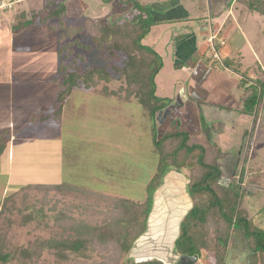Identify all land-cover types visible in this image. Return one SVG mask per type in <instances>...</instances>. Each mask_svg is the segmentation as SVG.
I'll use <instances>...</instances> for the list:
<instances>
[{
	"label": "rangeland",
	"instance_id": "rangeland-1",
	"mask_svg": "<svg viewBox=\"0 0 264 264\" xmlns=\"http://www.w3.org/2000/svg\"><path fill=\"white\" fill-rule=\"evenodd\" d=\"M214 2V0L140 2L145 5L147 11H151L156 20L142 43L155 49L163 59V67L155 77L157 93L170 97L173 105L180 94L191 95L190 66L188 67V61L185 59L192 45L187 41L188 35H195L198 40L197 46H201L206 41L200 32L206 31L209 36L217 30V24L221 25L222 32H225L227 25L233 20L238 21L241 28L239 32L234 34L235 29L230 39L224 37L225 45L219 47L217 52L230 68L237 66L238 61H240L238 69L242 71L253 72L254 67H258V64L254 65L256 62L260 64L259 67L264 65V23L260 15L245 12L242 14L239 4L235 2L228 8L227 0L217 4L220 8L216 15ZM57 4L59 3H55L52 8L48 7L47 13L39 12L35 16L29 15L31 9L25 8L27 15L9 21V29L4 23L2 27L0 26V32L8 29L9 35H13L14 31L27 24V27L22 28L24 36L16 35L10 42L5 37L0 38V106H2L0 135L7 139L5 148L0 152L2 251L0 264H114L116 262L113 263V259L118 260L116 264H132L150 259L174 264L176 257L172 253V241L177 231L180 212L178 210L183 206L182 192L188 190L187 182L193 178V174L186 168H182L180 173L168 172L166 182H163V185H166L155 190V182L150 181L156 171L159 157L156 151L158 148L155 149L152 141L154 128L156 127L158 136L163 135L168 122L173 117L176 118V115L180 118L178 116L180 113L173 106L167 107L157 114L154 125L147 116H143L141 105L125 87L126 79L120 71L123 53L121 56H117V53L112 54L109 60L108 53L95 50L96 45L92 38L94 34L91 29L90 35L77 33L73 39H69L71 44L68 46L65 45L66 41L62 42L63 28H58L56 22V27L52 30L48 25L39 24L38 19L45 14L50 15L49 9H55ZM175 4L184 7L186 12L183 11V16H169L176 13L169 12ZM87 15L90 16V13ZM187 17L189 19H186ZM109 18L110 21L114 19L112 16ZM161 19L163 20L159 21ZM77 22L82 21L78 19ZM211 29L213 31L210 33ZM218 41L215 38V42L210 40V43L214 46L219 43ZM56 50L60 53L57 59ZM63 52L71 53L72 56L66 54L64 59H61ZM210 54L209 49L203 58L204 62L209 60L213 65L218 64L227 77L236 78V74L222 66L220 60L217 62L211 60ZM54 59L58 67L61 63L64 65L71 63L70 71L78 65L81 71L90 66L105 65L107 70H110L111 79L102 80L96 87L91 88H85L82 82H78L57 116L53 112V106L49 105L54 98L52 99V95L48 96V91L44 92L42 89L43 86L57 85L58 89L60 87V82L53 80L62 77L58 69L53 79L47 80L44 77L52 71ZM35 64L37 69L35 67L33 69ZM5 68H8V71L4 72ZM244 77L243 79L247 80L246 76ZM255 84L258 85L256 88L261 90L262 86L264 90L263 79L259 78ZM103 87L107 89L103 90ZM112 90L118 93V96L111 94ZM215 92L209 96L219 99L214 105L222 109H218L219 112H244L241 108L231 111L233 107L239 106L229 92L224 91L226 95L224 97L220 96L219 91ZM22 98L25 102L20 106ZM17 103L19 106L16 112V109L11 108ZM41 107L47 108L40 110ZM261 108L264 107L260 105L252 137L250 136L252 122L245 123L244 127L247 126V129L243 137L242 126L239 123L235 124L233 119L231 122L227 118H222L220 122L221 118H215L214 120L220 123L216 121V124H212L205 114L208 121L198 118V129H190L192 134L189 140L196 143H212L225 148L224 135H218L217 132L229 128L234 132L231 135L238 141L233 142L230 149H226L228 154L236 159V153L238 154L236 150L249 145L248 162L252 164L251 167L253 166L250 180L263 185L258 176H262L260 168L264 169V151L255 146L259 152H253L258 132L262 134L261 145H264V131H260L261 123L259 124L263 121L264 125V120H261ZM33 115L36 122L31 121ZM262 116L264 119L263 114ZM183 123L181 122L180 129H184ZM5 130H9L8 136ZM258 154L262 160L259 166ZM222 157L218 159L222 161L220 168H228L229 175L234 176L233 180H236L235 176H239L236 174L239 173L242 163L238 168L232 167L233 160L227 162L228 158L223 155ZM243 174L244 184L248 174ZM222 175L223 171L219 181L225 185ZM149 182L152 188L148 187ZM29 184L39 187L33 188ZM250 191L259 196L253 197L248 204L246 198L244 204L241 200V206H251L248 209L251 214L249 227L264 235V203L261 202V191L251 188ZM148 197L152 198L150 212L156 203L154 210L156 213L149 216L148 228L146 227L142 236L134 239L132 248L128 251L123 253L119 249L112 250L116 254V258H113L114 253L109 254L104 248L112 241L107 239L96 244L86 243L77 251L68 247L67 242L77 238L75 228L80 221L87 225L100 224L105 212L117 198L144 202L142 205L144 209V200ZM244 213L246 214L245 211ZM135 217L139 219L140 216L135 214ZM241 240L238 237L233 247L229 249L228 264H255L256 257L250 251V247L248 250L241 247L243 245ZM193 264H212V261L209 255L202 252Z\"/></svg>",
	"mask_w": 264,
	"mask_h": 264
},
{
	"label": "trees",
	"instance_id": "trees-1",
	"mask_svg": "<svg viewBox=\"0 0 264 264\" xmlns=\"http://www.w3.org/2000/svg\"><path fill=\"white\" fill-rule=\"evenodd\" d=\"M240 1L244 2L248 9L264 14V0ZM119 2L120 4L115 7L113 14L116 17V14H119L121 18L124 15L120 22L115 16L112 21L110 19L86 18L80 23L76 22L77 25L73 23V25L66 26L61 17L64 10L59 6L61 4L59 1L55 2L59 4L53 9L50 17L58 18L56 24L58 28H63L61 38L63 37L62 42L66 41L65 45L70 46L69 39H73L77 33L82 32L90 35L91 29L94 34L92 38L96 45L95 50L108 53V58L115 53L118 54L117 56H121V53L124 54L120 71L126 79L125 87L128 93L135 96L141 105L143 116H147L155 125L157 114L170 103L169 99L160 98L155 94V76L162 68V58L153 48L142 43L156 20L151 11H147L145 5L137 0H119ZM55 3L53 1V5ZM132 12L135 13L128 16ZM126 14L128 15L125 16ZM41 19L43 24L48 25L51 29L56 27V24L49 23L50 20L45 18V15ZM85 46L91 49L90 46ZM71 67V63L65 65L61 63L58 73L62 77L53 79L60 82V87L49 105L53 106V112L57 116L61 113L64 101L78 82H82L85 88H91L96 87L102 80L110 81L111 79L110 70L108 71L105 65L90 66L83 71H81L80 65L76 68L73 67L70 71ZM106 89L103 87V90ZM112 92L110 93L118 96L114 90ZM258 97L257 90L247 98L245 108L252 111ZM43 108L47 107H41L40 110ZM200 117L203 120V116ZM31 121L36 122L35 115L31 116ZM179 126V121H172L161 136L157 135L156 127L154 128L152 141L155 149L156 147L159 149H156L159 157L156 171L150 181L151 183L155 182V190L162 184L164 180L162 177L165 178L168 172L180 173L182 168H186L193 174V178L191 177L187 182L188 190L182 192L184 195V199L183 195L181 198L183 206L180 207L181 215L178 216L177 231L172 241V253L176 257L174 264L179 263L178 259L181 255L200 257L202 252L210 256L212 264H228L229 249L237 230H241L247 239L250 251L256 257H254L255 264H264V235L258 234L249 227L247 216L241 208V200L245 195L241 186L242 173L238 180L222 185L219 181L221 168L218 160L222 154L221 149L215 144L190 142L189 134ZM7 131L9 130H5L6 134ZM2 136L0 135V152L5 148L7 142L6 138H2ZM150 182L148 187L152 188ZM29 186L39 187V185L33 184H29ZM179 194L180 192L177 195ZM144 201L145 207L142 209L144 202L117 198L105 212L100 224L87 225L80 221L75 228L77 238L74 241H68V247L77 251L86 243L96 244L107 239L112 241L107 243L104 248L109 254L114 253L115 257L113 258H116V254L112 250L119 249L123 253L128 251L132 248L134 239L142 236L146 227L148 228L152 198L148 197ZM135 214H139V219L135 217ZM113 243L114 245H111ZM118 243L119 245H117ZM117 261L113 259V263H117ZM132 264L165 263L158 259H150L132 262Z\"/></svg>",
	"mask_w": 264,
	"mask_h": 264
},
{
	"label": "crops",
	"instance_id": "crops-1",
	"mask_svg": "<svg viewBox=\"0 0 264 264\" xmlns=\"http://www.w3.org/2000/svg\"><path fill=\"white\" fill-rule=\"evenodd\" d=\"M53 1H54V3L58 2V1L61 3V4H59V6H62L63 10H64L63 13L61 14V17L63 18V21H64L66 26L73 25V23L75 25H77L78 23H76V22L78 19H80L81 21L86 19V18L87 19L88 18L110 19L109 18L110 16H112V17L115 16V14H113V11L115 10V7L118 6V4H120L119 0H108V1L107 0H27L24 3H20V4L16 3L17 5L14 4L9 9L4 10L0 14V26L2 27V25L4 23L6 28L9 29V27H8L9 21L11 22L14 18L17 19V17H21V15L22 16L27 15L28 12H26L24 10L25 8L31 9L29 15H33V16H35L36 13H39V12L47 13V8L48 7L52 8ZM124 1H127V0H124ZM137 1H139V0H137ZM146 1L147 0H140V2H142V3L146 2ZM214 1H215L213 4L214 5V13H216V15H218L217 12H218L220 7L217 4L221 1H224V0H214ZM233 2L239 4L238 6L240 7V12H242V14L244 12L248 13V14L257 13L260 15L262 23H264V14L248 9L246 4H244V2H242L240 0H227L228 8H230V6H232ZM172 9L169 12L170 13L176 12V13L169 15L171 17H174L176 15H178V16L182 15L183 11H184L183 6H176V4H175L174 8H172ZM52 12H53V9H49L50 15L45 14V18H48L50 20L49 23L55 24V22L58 20V18L50 17ZM184 12H186V11H184ZM87 13H90V16L87 15ZM116 15H117V17L116 16L115 17L117 19H119V22H120L121 21L120 15L119 14H116ZM55 19H56V21H55ZM163 19H161L159 21H162ZM186 19H189V17H187ZM70 20H72V21L68 23V21H70ZM180 22H182V21H180ZM38 23L41 25H46V24H43L41 18L38 19ZM24 27H27V24H25L22 28H24ZM22 28L17 30V31H14L13 35L12 34L9 35V30L6 29L5 32H3V31L0 32V38L5 37L10 42V40H12V38L16 35H18V37H20L19 34H21V36H24L23 35L24 32L22 31ZM48 28L51 29L49 26H48ZM240 29H241L240 23L238 21H234V20L232 21L231 24H229L225 27V32H222L221 25L217 24V30L215 32H212L213 30L211 29L210 33L212 32V34L209 36L206 33V31L200 32L201 36L204 38V41H206L205 44H203L201 46H197L198 40H196L195 35L192 34L193 36H189V35L187 36V41H189L193 45V46L191 45V50L187 51V55H185V57H186L185 59L188 61L187 65H188V67L190 66L189 67L190 68V75H189L190 88H189V90L191 92V95L185 96L184 93L180 94L178 96V99L176 100L175 105H173L172 102H170L165 107L164 110H166L167 107L173 106L180 113V115H178L180 118H178L177 115H176V118L173 117L168 122V125H166L165 130L167 129V127L169 126V124L172 121L177 120V121H179L180 125H181V122H184L183 124H185V127L182 125L184 128L182 130L186 131L190 136L192 134L190 129H198V127H197V124L199 125L198 118L200 119L201 118L200 116L202 115L203 120H207L205 117V114H207L208 118H209V122H211L212 124H216V121H218V120H214L215 118H221L220 122H222V118H227L231 122H232L231 119H233L235 124L239 123L242 126L243 137H245L244 131L247 129V126L244 127L245 123L246 122L247 123L252 122L253 127H252L251 135H250L252 137L253 128H254V125H255V122L257 119V115L259 113L260 105H262V107H264V95H262L264 90L262 89V86H261V90H259V88L255 87V86L258 87V85H256L255 83H256V81H258L259 78L263 79V81H264V65H262V67L261 66L259 67L260 64L256 62L254 65L258 64V67L255 66L253 69V72H251L249 70L242 71V70L238 69V68H240L239 67L240 61H238L239 64L237 63L236 64L237 66L230 68V66H227V64L225 63V61L221 57V54L219 52H217L219 47H222L225 45V42H224L225 39H230L233 36L232 31L235 30L236 32L234 34H237V32H239ZM20 32H23V33H20ZM3 34H6V36L5 35L3 36ZM212 35L214 36V40H213L214 42H215V38H217L219 40L218 41L219 43L215 44L214 46H212V44L210 43V38ZM224 37H225V39H224ZM209 49L211 50V54H210L211 60H213L215 62L220 60V62L222 63V66H224L225 68H228V70L231 71L233 74H236L235 75L236 78L233 79V77H227V75H225V73H224V70L222 68H219L218 64L213 65L211 63V61L209 62V60H206L207 62L203 61V58L206 56V52ZM179 51H182V49L181 50L179 49ZM58 53L59 52L56 50V59H57ZM66 54L68 56H72V54L68 53V52H63V53H61V56L60 55L59 56L61 57V59H64V56ZM214 54H217V55H214ZM202 55H203V57H202ZM189 56H192V58L189 59L188 58ZM223 56H224V53H223ZM206 58L208 59V57H206ZM56 59H54V66H53L52 71L49 72L48 75L44 76L47 78V80L50 78L53 79L54 75L57 72L58 65L56 64V61H55ZM162 61H163V59H162ZM232 63H234V62H232ZM232 65H234V64H232ZM34 67H35V69H37L36 64L33 66V69H34ZM162 67H163V65H162ZM245 69H247V68H245ZM6 71H8V68L4 69V72H6ZM237 76H238V78H237ZM244 76H246L247 80L243 79V78H245ZM49 83L51 84V82H49ZM155 84H156V82H155ZM225 84L227 85V87H225ZM42 89H44L43 90L44 92L48 91V96L52 95L51 98L53 99L55 93L58 90V86L57 85H52L51 87L43 86ZM214 90L219 91V94L221 97L226 96L224 94V91L226 93L229 92L231 94V97L236 101V104L239 106V107H233L231 111L234 112L235 109L241 108V109H244V112L243 111H241V113H238V112L232 113L230 111L229 112L228 111L227 112H222V111L219 112L218 109H220V110H222V109L220 107L214 106L216 104L215 102H217L219 99L218 98H211L209 96L210 93L215 92ZM257 90H258V95L259 94L260 95L258 97V100L255 104L254 109L252 111H249V109L245 108V101L247 100V98L249 96L254 94ZM216 93L217 92H215V94ZM155 94H156V96L163 98V99H169V100L171 99L168 96L159 95L157 93V87H156ZM20 95H22V94L20 93ZM31 95H33V94H31ZM23 102H25V101L22 98L20 106L24 104ZM18 106H19V103H17L16 105L13 104L12 105L13 108H11V109H16V112H17ZM0 107H2V106H0ZM9 109H8V115H9ZM262 114L264 115V108H261V117H262L261 120H264ZM1 115H2V113H0V118H1ZM224 122L226 123V121H224ZM260 123H261L260 131H264V128L262 127L263 121L259 122V124ZM241 126H239V127H241ZM217 133H218V135H224L223 138L226 140L225 148L219 146V148L222 151L220 158L223 155V156H226L228 158L227 162L230 159L233 160L232 167L234 166L236 168L240 167V164L242 163L241 169L239 170V173L237 174L239 176H235V178L239 179L240 175L242 173V179H243V176H244L243 173H245V175H246V173L248 174L247 175L248 178L244 179L245 180L244 184H243V180L241 183V186L243 187L244 194H245L244 197L242 198L243 204L245 202V198H246L247 204H248V201L251 200L253 197L256 198L257 196H259V195H255L253 192H251L250 188H251V190L259 189L261 191L260 192V195L262 196L261 202L264 203V186H263L264 185V169L260 168V169H262V176H258L259 179L263 182V185L257 184L256 182H253L250 180L251 175H253V172H252L253 166L251 167L252 164H250L248 162V155L250 154V152H249L250 146L246 145V147H243L242 149L238 148L236 150L238 152V154L236 153L237 157L235 159L234 157H232V155H229L228 150H226V149H230V146H232L231 144L233 142L237 143V141H238L237 139H235V137H233L231 135L234 132L229 130V128H226V130L222 129V130H219ZM261 138H262V134L258 132L257 137L255 139V145H254V147L252 146L253 152H256V151L259 152L257 150V148H259L260 151L261 150L264 151V145H261ZM6 141H7V139H6ZM199 143H201V142H199ZM6 144H7V142H6ZM203 144H207V143H203ZM255 146H257V148ZM246 148H247V151H246ZM226 154H228V155H226ZM222 160H223V157H222ZM219 162L221 165L222 161H219ZM261 162H262V160L258 154L257 155V165L259 166L261 164ZM237 163H239V164L237 165ZM225 166H226V163H225ZM221 171L224 172V175H222V177L224 178L223 181H225L224 182L225 185L229 184L231 179L233 180L234 174H231L233 176V177H231L229 175L230 171L228 168H226V169L222 168ZM235 171H236V169H235ZM166 179L167 178H164L163 182ZM163 182L158 188H160L163 185ZM165 185H163V186H165ZM154 196H155V194H154ZM258 203L260 204V202H258ZM262 203L260 205H263ZM153 206H154V204H153ZM155 206H156V203H155ZM155 206H154L152 212L149 213V216H151V215L154 216V213H156V212H154ZM250 207L251 206H249V205H247L246 207L241 206L242 210L246 212V216L248 219L249 226L251 225L250 224L251 214L248 211V209ZM178 211H181V208ZM179 215H181L180 212H179ZM149 216H148V218H149ZM149 220L150 219H148V223H149ZM238 237H240L242 239L241 241L243 242L242 243L243 245L241 247L248 250L249 249L248 248L249 247L248 241L245 238V236L242 234L241 230H237L235 232L231 246L233 247L234 241H236V239H238ZM0 252H2L1 249H0Z\"/></svg>",
	"mask_w": 264,
	"mask_h": 264
},
{
	"label": "built area",
	"instance_id": "built-area-1",
	"mask_svg": "<svg viewBox=\"0 0 264 264\" xmlns=\"http://www.w3.org/2000/svg\"><path fill=\"white\" fill-rule=\"evenodd\" d=\"M25 0H0V14L6 10L12 7L16 3H20ZM210 40L213 42L214 36L212 35Z\"/></svg>",
	"mask_w": 264,
	"mask_h": 264
},
{
	"label": "water",
	"instance_id": "water-1",
	"mask_svg": "<svg viewBox=\"0 0 264 264\" xmlns=\"http://www.w3.org/2000/svg\"><path fill=\"white\" fill-rule=\"evenodd\" d=\"M198 259L197 255H181L178 259V264H193Z\"/></svg>",
	"mask_w": 264,
	"mask_h": 264
},
{
	"label": "flooded vegetation",
	"instance_id": "flooded-vegetation-1",
	"mask_svg": "<svg viewBox=\"0 0 264 264\" xmlns=\"http://www.w3.org/2000/svg\"><path fill=\"white\" fill-rule=\"evenodd\" d=\"M178 264V263H177Z\"/></svg>",
	"mask_w": 264,
	"mask_h": 264
}]
</instances>
